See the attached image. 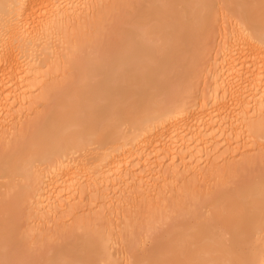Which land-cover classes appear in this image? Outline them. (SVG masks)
I'll list each match as a JSON object with an SVG mask.
<instances>
[{
	"label": "bare ground",
	"instance_id": "1",
	"mask_svg": "<svg viewBox=\"0 0 264 264\" xmlns=\"http://www.w3.org/2000/svg\"><path fill=\"white\" fill-rule=\"evenodd\" d=\"M129 1L132 3L129 11L131 22L122 32L120 39L107 40L106 44L103 40L105 45L103 44L100 47L102 50L99 51L105 49L102 47L106 49L103 54H98L97 48L96 52L91 48L96 44H93L95 40L91 43L92 37H89V40V33L86 34L92 46L83 44L87 42L84 38L75 48L81 50L87 46L90 53L85 54V59H82L83 56L77 60L71 57V74H68L69 77H62L58 85L56 78L52 81L53 84H48V76L51 75L44 71L49 65H53L52 59L58 56L52 51L56 41L52 44L50 40L55 38V35L62 34L64 27L70 24L79 26L85 22L86 16H95L93 12L96 13L97 8L88 6H93L96 2L97 5L106 2L0 0V136L28 135L24 137L23 142L12 148L9 144L11 149L8 148L9 152L0 159V186L6 183L5 187L12 188L21 182H31L32 179L36 188L32 195L31 207L37 208L40 215L36 213V217L40 216L39 220L46 218L53 220L55 224L60 223L66 218V213L74 214L79 211L81 208L77 203L83 198H92V194L99 191L98 188L110 189L109 186H118V183L120 187V183L125 185L129 184V180L137 179L134 176L136 168L139 173L145 174V177L142 178L143 176L137 173L138 181L142 176L141 182H132L142 185L136 189L141 191H138L140 198L147 200L150 198V195L147 198L149 193L155 198L160 196L164 189L161 185L167 181L177 183L180 179H188V176L202 177L209 174L207 171L202 172L200 168L202 163L207 161L210 164V173L214 175V170L220 165L226 168V164L237 157L241 150L248 149L249 144L246 145L243 139L241 140L242 134L243 137L248 134L254 136V131L264 130V60L256 55L264 57V33L259 25L264 0H244L248 5L247 14L256 21L254 26L247 30L241 28L231 12L218 7L220 4L232 3L233 0ZM209 5L217 7L210 9ZM119 7H114V11L120 13L122 7ZM226 13L235 20L232 31L235 30L232 32L233 36L230 35V39L227 38L226 43H223L220 52L218 50L219 53L215 54L211 64L209 63L206 87L204 86L205 91L201 93L200 101L194 98L190 99L193 102L185 99L178 102L175 101L176 96L173 102L172 90L168 87V80L167 84L163 77L174 74L176 79L172 83H177L179 78L186 79L189 75L187 71L191 69L189 65L193 64L187 56L193 51L194 42H199V36L205 28L207 30L208 26H213L219 16ZM109 14H114L112 9L107 16ZM101 17L103 19V16ZM104 18L106 19V16ZM95 21L97 25L98 20ZM74 22L79 24L75 25ZM90 27L91 25L89 29L95 26ZM66 40L63 48L65 44V48L70 45L71 40ZM57 59L63 58L60 56ZM65 64L69 67V63ZM165 77V80L169 78ZM176 83L174 84L177 85ZM175 85L172 89L178 86ZM169 86L171 87V84ZM36 92L40 94L37 96ZM34 95L37 96L36 99L33 98ZM46 98L52 101L46 102L49 103L47 109L50 108L48 113L38 117L34 124H28L26 128L18 123L19 118H23V114L27 112L31 111L35 116L34 109L44 103ZM233 110L235 114L232 115L230 113ZM229 115L232 120L226 122ZM28 127H31L30 132ZM224 127L229 128L230 131H227L230 132L229 137H232H227L221 144L216 143L213 148V134ZM15 140L14 144L18 141ZM209 144L215 151H226L221 153L220 158L215 155L214 158H209L210 153H215L208 152L211 151ZM155 145L159 147L157 151L160 155L155 154L154 149L152 151ZM156 146L155 149H158ZM250 161V158L243 157L235 165L240 168L242 164ZM235 168L237 170V167ZM44 172L46 176L42 175ZM188 188L197 190L196 187ZM120 189L116 188L118 193ZM102 191L100 190L101 194ZM235 191V194L234 191L232 194L236 198L223 192V195L216 194L217 197L211 195V202H202L198 209L191 207L194 211L181 205L183 218L177 216L179 221L176 217L173 218L178 222L173 221L169 224L170 227L167 225L164 237L155 240L150 253H145L146 256L149 253L147 257L140 258L139 255L134 259L142 264L149 261L187 260L218 261L221 264H230L233 261L264 264V242L259 238V235L264 234V178L248 186H241ZM122 193L123 191L121 196ZM192 194L194 196L196 191ZM124 196L120 197L122 200L116 196L119 201L113 203L116 199L114 198L100 203V206H95V203H98L93 199L92 202L87 199L90 202L84 211H92V206L98 207L99 214L100 210L110 206L120 210L124 201L130 199L126 200ZM129 196L133 197L132 193ZM9 205V202H5L3 207ZM13 205L9 208L11 212ZM177 206L173 201L170 207L171 215L176 212ZM3 207L0 212L7 213L8 209L4 210ZM15 210L17 211L16 208L14 212ZM100 217L101 215L98 216ZM10 224H13V220ZM1 231L0 233L4 234V230ZM5 235L1 238L3 244L0 243L3 246L0 247V264H8L11 250L16 252L7 240L8 244L4 247ZM10 235L13 237L12 233ZM14 238H11L12 242L15 241ZM85 241L81 247H75L76 251L83 248V252L78 255L75 254V249L74 253L68 249L69 253L76 256V259L70 258L91 261L94 264L99 254V242L92 239ZM6 245L12 249L6 248ZM12 245L14 247L16 244ZM62 251L60 252L63 254L65 250ZM14 252L11 253L14 255ZM53 258L58 259V256L53 254ZM55 259L42 261L47 262L43 264H57V261L60 264L61 261ZM17 261L14 262L17 264ZM35 261L34 264L41 262Z\"/></svg>",
	"mask_w": 264,
	"mask_h": 264
},
{
	"label": "rangeland",
	"instance_id": "2",
	"mask_svg": "<svg viewBox=\"0 0 264 264\" xmlns=\"http://www.w3.org/2000/svg\"><path fill=\"white\" fill-rule=\"evenodd\" d=\"M120 1H121V3H120ZM124 1L125 2H123V0H107V1L104 0V2H106V3H104V4L101 3L100 4V5H102L101 7H96L97 8L96 13L93 12V15H95V16L92 17V16L88 15V16H86L88 18H86V17L84 18L85 15L83 14L84 20L86 19L87 21L85 20L84 23H80L82 25L74 22L75 25L79 24V26H74L73 24L72 25L70 24V26L64 27V30H63V28L61 29V30H63V31H61V32H63L62 34H59L57 36L55 35V38L53 37V39L50 40V41H52V44H54L56 41V43L53 45L54 47H52L53 53L54 52L57 53V55H58L57 57L61 56L63 59L60 60V59H57V57H55L54 59H57V61L58 60H60V61H58V63H57L56 60L52 59L51 63L53 62V65L52 66L49 65L44 70L45 72L47 71V75H51V77L48 76L47 81L50 80L48 82V84H50V82L54 81V78L57 79L56 83H58L59 80L63 79L62 77H64V76L69 77L68 74L69 75L71 74L70 72L72 71V68H73V65L70 64L71 62H69V61H71V57L74 58V60L80 59L82 56H83L82 59L86 58V56L90 53V52H88L89 48H87V46H88L87 43L89 44L90 41L88 42L87 38L92 37L93 40H91V38H89V40H91V43H93V41L95 40L93 44H95V43L96 44L94 46H92V44L90 43L92 47L90 46V44H89V46L92 49H94V51L98 49L97 50L98 54L101 52H102L101 54L104 53L103 51H105L106 47H102L105 49H103V51H99V50H102L100 47L103 46L104 42L106 44L107 40L118 41L120 39L122 32L129 27V23L131 22V17L129 16V11H130V7L132 6L131 5L132 3L129 0H124ZM117 2H118V4L119 3L120 4L118 5ZM97 4L98 3L96 2V4H94V5H97ZM117 5L122 7V9L120 10V13H119V11H118V13L114 11V7H115V9H117L116 8V7H118ZM110 9L113 10L114 14H111V15L109 14V16H107ZM93 11H95V9H93ZM101 16H103V19ZM105 16H106V19H108V21H104V20H106L104 18ZM219 18H220V20H219ZM219 18L217 20L218 24L215 23V24H213V26L211 25V27L208 26L209 28H207V30L205 28L206 33L204 30L203 34H201L202 37L199 36L200 37L199 42H198V40L196 41L197 43L194 42V44H193L194 48H192L193 51L191 49L192 52H190L191 53L190 56L189 55L187 56L188 59L191 58L190 63H193V64L189 65L191 68L190 69L191 71L190 70L187 71L189 75L186 77V79H185L186 81L184 80V78H183L184 81L181 80L180 78H179L180 81L177 79L179 83L181 82L180 84H178V82L177 83L174 82L178 85L177 86L174 83H172L173 80L176 79V78H174V74L171 73V76L168 74L165 75V76L169 77L166 80H165L166 77L165 76H164L165 78L163 77V80L166 81V83L168 80L169 84L168 83L167 84H168V87L172 90L171 96H172L173 102H175V101L179 102L180 100H184V99L188 100V102H189V101H192L190 99H194V98H195L194 100L200 101L201 93H203L205 91L204 88L206 87L205 80L208 77L207 68L209 66V63L211 64V61H212L213 57H215V54L220 52V48L223 46V43H226L227 38L230 39L229 38L230 35L233 36L232 32L235 30L234 29L232 31V28L235 27V26L233 27V25H235V20L234 19L232 20L233 17H231L230 15H228L226 13L225 15L219 16ZM95 20H98L97 25H96ZM93 21L95 22V25H94ZM100 21H102V22H100ZM90 25H91V27H92V25L95 27H92V28L90 27L91 29H89ZM71 26H72V28H71ZM69 27H70V29H69ZM85 27H86V29H83ZM119 30H121V31H119ZM120 32H121V34H120ZM86 34H88L89 36H87ZM86 36H87V38H86ZM84 38H86L87 42H84V41H83L84 43L82 41L81 42L83 44L87 45V46H84L87 49H83L84 48L83 47L81 50H77L75 48L76 44H78L81 39L84 40ZM65 40H66V42H69V40H71V41H70V45L68 47L65 48V46H66V44H65L64 48H63L62 45L65 43ZM103 40H104V42H103ZM68 44L69 43H67V45ZM218 50H219V52H218ZM59 51H61V53L63 55L61 53H59ZM77 51H79V52L77 53ZM70 53H72V54L70 55ZM85 54H87V55H85ZM256 55L259 56V59L264 60L263 56H260L258 54H256ZM68 59H70V60H68ZM54 61L57 64H55ZM65 61H67V62H65ZM62 62H64V63H62ZM65 63H69L68 64L69 67ZM64 66L66 67L65 69H64ZM71 66H72V68H71ZM62 67H63V70H62ZM52 77H53V79H52ZM169 79L172 80L171 83H170ZM65 82H67V81L65 80ZM52 84H53V82H52ZM170 84H171V87L169 86ZM173 84L175 86H177L176 87L177 89L176 88L172 89L174 87ZM58 85H60V84L58 83ZM183 86L185 87V91H184ZM188 89H189V91H188ZM36 93H37L36 94L37 96L40 94L38 92H36ZM36 95H34L33 98L35 97V99H36V97H37ZM175 97H176V99L174 101ZM47 100H48V102H49V100L51 101V99L46 98V101L43 100L44 103H40V104L38 103L39 105L37 104L38 107H36L34 109V113H36L37 116L36 115L34 116V114L32 115V113H30L31 111L29 113L27 112L28 114L25 113V114H23L24 116L22 115L23 118H19L20 120L21 119H23V120H21V121L18 120L19 121L18 123H21V125L24 128H26L28 124H31V125L34 124L37 121L38 117L44 116L45 113H48L50 111V108L47 109V107H49L47 104H49L50 102L46 103ZM51 106H52V103H51L50 107ZM230 114H232V115L235 114L234 110ZM230 117H232V116L229 115L228 118L226 119V122H230V120H232ZM15 121L16 120H14V122ZM18 125H20V124H18ZM227 128L228 127H224L223 129L221 128V130H217L213 134L212 137H214V138H212V139L215 140L214 141L215 143L214 142H211L212 144L210 143L212 147L215 146L216 143H219V144H221V142L223 143V140L225 141V139L227 137L228 138L232 137L231 135L229 137V133H230L229 131L230 130H229V128L228 129ZM29 129H31V127H28V130ZM227 130H229V131H227ZM24 131H23V134H24ZM29 132H30V130H29ZM254 133H255L254 136H253V134H248V135H245V137H243V134H242L241 140L243 139L242 141H244V143L246 145L249 144L248 149L243 150V151L241 150V153L239 155H237V157L232 158V161L230 160L231 162H229V164H226V168L224 166L220 165L221 166L220 167L218 165L219 168L214 170V172H213V173H215L214 175H212L210 173V164L207 163L208 161L207 162L205 161L206 163H202L200 168H201L202 172L207 171V172H209V174L203 175L202 177H201V175H199L198 176L199 178L195 177V176H193V177L190 176L191 178H189V176H188V179L186 178V180H183V181H182V179H180L179 181H177V183L167 181L166 183L161 185L162 188H164V189L160 188L163 190L161 192L162 194L160 196L155 198V197H153L152 193L148 194L146 192V194H148L147 198L150 195L149 196L150 198H148V200H147V199H141L140 196L138 195L139 192H141V191H139V189H136V188H139L138 186L141 187L142 185H139L137 182H141L140 180L145 177L144 176L145 174H141V172L139 173V171H138L139 169L136 168L134 170V176L137 179L129 180L131 183L129 182V184L128 183L125 184L127 186L129 185L128 187L123 185L122 183H120V187H119V183L117 184L118 186H114V187L108 185L110 187V189H112V190H110L109 188H106L104 190V189H101V187H100V188H98L99 191L98 192L95 191L96 193L92 194V196H91L92 198H90L91 202L94 200L95 202L98 203V204H96L95 202H93V203H95V206H96V205H99L100 203H103V202L105 203L107 201H111L114 198H116V196H117V198L119 197V200L121 199L120 197H122L124 195H125L124 198H126V196L128 194L131 195V193H132L133 197L131 196L132 197L131 198L128 195V198H130V199L127 200L128 198H126L127 202L123 200L124 203L120 206L122 209L116 210V209H113L115 207L112 208L110 206L109 208L111 210L109 208H105V209L103 208L104 210H102V211L100 210L101 214H99L97 212L99 210L98 207L94 208V206H92V211L86 212V211H84V209H86V206H88V204H89L88 202H90L89 201L90 199L87 198V199H89L87 201L86 198H83L82 200H80L77 203V206L81 209L79 211L75 212L74 214L66 213L65 214L66 218H64L63 221H60V223L58 222V224L57 223L55 224L53 222V220H47L46 218H44L43 220H39L40 218H38V217H40V216L36 217L37 214L38 215H40V214L37 212V210H36L37 208L31 207L32 206V203H31L32 195H33L34 190L36 188L35 185H33V183H32V179L30 180L31 182L26 183L28 186H26V184L22 183V182L18 183L14 187L12 186V188L5 187L6 183L1 184L2 186H0V208H2L4 206L5 202L6 203L9 202L11 206H12V204H14L13 209H12L13 214L9 209V208H11L10 205H9L10 207L9 206L3 207L4 210L8 209L7 213H6V211H4L2 213L0 212V219H2V220H0V228L2 227V229H0V232H2L1 230H4V234L0 233V243L3 244V239L1 240V238H4L3 235L9 234L8 239H7V236L5 235L6 238H5L4 247H5V244H8L10 242L11 247L13 248V250L16 249L15 251L18 254V255L15 254L16 252L12 251L11 250L12 248H10L9 245H6L7 246L6 248L10 249L12 253L14 252V255L11 252L9 254L11 257L14 256L13 258L9 257L10 258L9 259L7 257L8 260L6 259L8 264L9 263L11 264V262L16 264L14 262L16 260H18L17 264H20L21 262H22V264H25L26 260L28 258H29L27 261L28 263H26V264H29L30 260H31V264H34L33 261H35V260L38 261V262L35 261V263H39L41 261L40 263L43 264V263H47V262L55 259V258L52 259L53 254L55 257L58 256V259L61 262H62V260H64V261H68V259L73 260V259H71L72 257L76 259V256L72 253H69V252H71V250H72L74 253L73 249H75L76 255H78L79 252L82 253L83 251L81 252V250L83 248L78 249V251H76V248L78 246L81 247L80 245L85 244L86 241H85L84 237H87L90 240L92 239L94 241L99 242L98 243L99 244V246H98L99 254H98V257L96 259L97 261H96V263L94 262V264H128V261L136 258V256L140 255L139 256L140 258H144L143 256L147 257L149 255L150 251L152 250L151 248L154 246L155 240H157L161 236L164 237L166 230L168 228L167 225H169V224L171 225L173 221L178 222L180 220V218L181 219L183 218L181 216V214L183 213V211H181V208H180L181 205L186 206L187 210L190 209V211H194L193 208H191V207H197L196 209H198L200 207L199 205H202V202H207V203L211 202V201H209V199H210L209 196H211V195H214V197H217L219 195H223V193H227V196H229L232 194L233 191H234L233 193L235 194V192H236L235 190L236 189L238 190L239 188H241V186H243V187L248 186V184L250 185V183L256 182L257 180L262 179V177L264 178V130L259 129V130L254 131ZM19 135H17V136H19ZM26 136H28V135L26 134ZM26 136H24V135H23V137L21 135L19 137H16V135H14V136H10V135L9 136H7V135L0 136V159L3 158L5 156V154H7L9 152V151L7 152V149L10 148L9 144L12 148L13 146L23 142L24 137H26ZM15 138L18 141H17V143L14 144ZM253 141H255V143ZM213 143H214V145H213ZM252 143H254V145ZM210 144L208 145L209 149L211 148ZM155 146H153L152 151L154 149V153L156 154V153H159V151H157V150H159V147L156 146V148H158V149H155ZM232 146H233V144H232ZM155 150H156V152H155ZM212 151H215V150L211 148V151L209 150L208 152H212ZM223 151H226V150H223ZM223 151L222 150L221 151H215L216 154L210 153L209 158H214V155L216 158H220L219 156H222L221 153L222 154L225 153ZM2 154H3V156H2ZM157 155L156 156L153 155V156L158 157ZM159 155H160V153H159ZM243 157H245V158L248 157L251 159V161L249 163L242 164V166H240V168H239V166H236V165H237V163H239V161H241V159H243ZM233 165H234V169H233ZM235 167H237V170ZM137 173L139 175L141 174L143 176V177L140 176L139 181H138L139 175H137ZM43 174L46 176L45 172L42 173V175ZM134 180L137 181L136 182L137 184L135 182H132ZM163 182H161V184ZM0 183H1V181H0ZM28 183L29 184L31 183V184L29 185ZM233 185L235 187L236 186H238V187L235 188ZM239 185H241V186H239ZM1 187L4 188V190ZM121 187H123L124 189H120ZM188 187H190V188L196 187L197 190L192 191ZM228 187H230L231 190H230V188L228 189ZM116 188L120 189V193H118L119 190L117 192ZM186 188H188V189L186 191H184ZM196 188H194V189H196ZM221 189H222V191H221ZM100 190H103L102 191L103 194H101ZM121 190L123 191L122 196L120 195L122 192ZM166 190H168V191H166ZM226 190L229 192H225ZM195 191H196V194L193 196L192 193ZM163 192H165V193H163ZM221 192H223V193L221 194ZM126 193H127V195H126ZM216 194H218V195L216 196ZM114 195H115V197H114ZM96 196H98V198H96ZM231 196L236 198L233 194ZM117 198L115 200H113V203L115 201L116 202L119 201ZM173 201L178 205L177 207H175L176 212L173 214L174 216L171 215L172 212H171V208H170L171 205L173 204ZM199 202H200V204H199ZM15 205H16L15 208L17 209V211L15 210L16 212H14V209H15L14 206ZM189 206H190V208H189ZM119 208H117V209H119ZM6 214H7L8 219L10 217L12 218V219H9L10 221L7 219V217L5 218ZM99 215H101L100 218H98ZM177 216H179L180 218L178 219ZM175 217L177 218L178 221L173 219ZM3 218L5 220H3ZM41 219H42V217H41ZM12 220H13L14 225L10 224V223H12ZM158 225L160 226L159 228L157 227ZM170 225H169V227H170ZM14 232H15V234H14ZM11 233H12L13 237H15L14 242L11 241L13 239V237L10 235ZM149 233L152 234L151 242L147 245V247H145L143 242H144V239L149 236ZM259 238H260V241L264 242V234L259 235ZM6 240H7V242L8 241L9 242L6 243ZM12 243L13 244L15 243L16 245L13 247ZM2 244H0L1 245L0 247H3ZM61 249H63V251L65 250V252H63ZM68 249H70V251ZM60 251H62L63 254ZM148 251H149V253H147V256H146L145 253ZM58 253H60V254H58ZM50 254H52V255H50ZM66 254L68 256H66ZM86 254H88V252H86ZM61 255H65L66 257L65 256L62 257ZM71 255H73V256H71ZM0 257H2V256H0ZM139 257H137V258H139ZM42 258L44 260L47 259L46 260L47 262L42 261L43 260ZM58 259L56 258L55 260H58ZM60 259H62V260H60ZM9 261H11V262H9ZM24 261H25V263H23ZM61 262H60V264H61ZM57 264H59L58 261H57Z\"/></svg>",
	"mask_w": 264,
	"mask_h": 264
},
{
	"label": "snow or ice",
	"instance_id": "3",
	"mask_svg": "<svg viewBox=\"0 0 264 264\" xmlns=\"http://www.w3.org/2000/svg\"><path fill=\"white\" fill-rule=\"evenodd\" d=\"M23 7V6H21ZM35 7V6H34ZM46 7V6H45ZM88 7H101L100 5L95 6H88ZM210 9H214L217 6L216 5H209ZM220 9H226L228 12H231L237 23L240 24L242 29H251L254 24L256 23L255 19L251 17L249 14H247L246 9L248 8V5L244 3V0H233L232 3H225L220 4L218 6ZM259 25L261 32L264 33V7H262V11L260 14L259 19ZM160 227L159 225L157 226ZM152 234L149 233V236L144 239V246L147 247V245L151 242ZM85 240H87V237H84ZM61 264H93L91 261H83V260H71V261H63ZM128 264H142V262L137 261L135 259H132L128 261ZM146 264H221V262L218 261H199V260H187V261H149L146 262ZM230 264H244L242 261H233L230 262Z\"/></svg>",
	"mask_w": 264,
	"mask_h": 264
}]
</instances>
